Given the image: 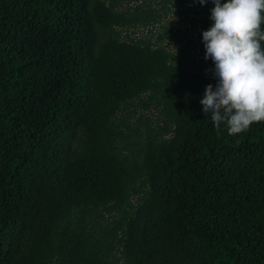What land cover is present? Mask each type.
<instances>
[{"label":"trees","instance_id":"16d2710c","mask_svg":"<svg viewBox=\"0 0 264 264\" xmlns=\"http://www.w3.org/2000/svg\"><path fill=\"white\" fill-rule=\"evenodd\" d=\"M119 1L0 0V264H264V123L215 128Z\"/></svg>","mask_w":264,"mask_h":264},{"label":"clouds","instance_id":"9594fccd","mask_svg":"<svg viewBox=\"0 0 264 264\" xmlns=\"http://www.w3.org/2000/svg\"><path fill=\"white\" fill-rule=\"evenodd\" d=\"M205 5L209 0H195ZM212 26L202 33L205 60L218 83L206 86L203 112L239 136L264 123V0H211Z\"/></svg>","mask_w":264,"mask_h":264},{"label":"rangeland","instance_id":"374dc122","mask_svg":"<svg viewBox=\"0 0 264 264\" xmlns=\"http://www.w3.org/2000/svg\"><path fill=\"white\" fill-rule=\"evenodd\" d=\"M214 4L211 0L200 5L195 0H120L116 10L123 13L132 23L118 28L121 36L132 39L145 38L175 55L182 65H187L205 76L213 75L215 65L204 59L198 28L206 27ZM135 21V22H134ZM128 38V39H130ZM122 119L133 128L144 130L145 126L161 124L160 114L153 106L147 109L134 104L122 113Z\"/></svg>","mask_w":264,"mask_h":264}]
</instances>
